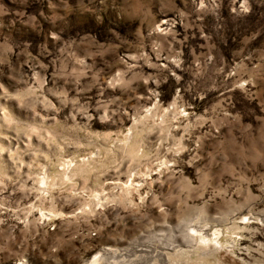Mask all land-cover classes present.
I'll use <instances>...</instances> for the list:
<instances>
[{"label":"rangeland","instance_id":"obj_1","mask_svg":"<svg viewBox=\"0 0 264 264\" xmlns=\"http://www.w3.org/2000/svg\"><path fill=\"white\" fill-rule=\"evenodd\" d=\"M93 259L264 264V0H0V264Z\"/></svg>","mask_w":264,"mask_h":264},{"label":"bare ground","instance_id":"obj_2","mask_svg":"<svg viewBox=\"0 0 264 264\" xmlns=\"http://www.w3.org/2000/svg\"><path fill=\"white\" fill-rule=\"evenodd\" d=\"M185 255V254H184ZM98 258V257H97ZM93 261H94V263H92V264H98L99 263V261H98V259H96V260H94L93 259ZM101 263V262H100Z\"/></svg>","mask_w":264,"mask_h":264}]
</instances>
